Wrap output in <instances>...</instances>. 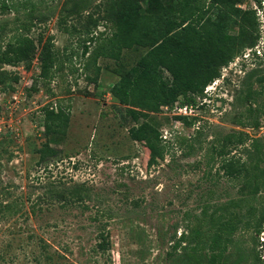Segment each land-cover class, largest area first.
Masks as SVG:
<instances>
[{"label": "rangeland", "instance_id": "rangeland-1", "mask_svg": "<svg viewBox=\"0 0 264 264\" xmlns=\"http://www.w3.org/2000/svg\"><path fill=\"white\" fill-rule=\"evenodd\" d=\"M2 1L1 51L13 35L41 37L50 39L55 63L47 79L38 77L39 49L31 62L0 63V264H209L207 245L221 224L225 253L214 264H264L256 246L264 226V94L247 98L264 75V0H240L254 29L186 121L174 118L184 116L182 98L153 115L165 152L152 166L145 145L129 137L126 108L109 93L117 62L92 61L113 33L107 17L115 0ZM15 1L18 10L4 8ZM138 56L126 51L121 62L132 66ZM47 106L68 116L64 133L44 135ZM233 134L244 143L224 140ZM45 143L56 155L40 162ZM232 158L239 164L229 175L222 165Z\"/></svg>", "mask_w": 264, "mask_h": 264}, {"label": "trees", "instance_id": "trees-1", "mask_svg": "<svg viewBox=\"0 0 264 264\" xmlns=\"http://www.w3.org/2000/svg\"><path fill=\"white\" fill-rule=\"evenodd\" d=\"M4 1L2 4H5ZM206 1L115 0L116 12L107 17L113 33L92 53L93 64L100 56L117 62L119 80L109 88V93L126 108L127 115L134 123L128 130L129 137L132 141L142 142L148 149L150 166L163 159L165 152L162 134L153 115L163 108L172 107L180 98L181 107L196 106L195 98L202 96L205 88L220 76L221 69L243 48L247 31L254 29V26H246L243 22L247 13L237 7L240 0H209L208 4ZM18 2H11L4 8L18 10ZM141 2L145 3V8ZM22 4L25 6V1ZM237 22L238 33L229 35L228 28ZM83 48L82 55L85 56L88 50L86 46ZM38 49V77L47 79L55 63L50 39L43 41L40 37L35 42L22 33L13 35L5 49H0V63L31 62ZM126 51L139 52L138 58L129 67L121 62ZM94 68L95 74L90 82L97 81L100 71L98 66ZM257 83L259 90L249 89L247 98L254 100L256 95L264 94V75L257 79ZM43 113L46 137L65 132L69 119L60 107L55 111L52 106H47ZM174 118L186 121L187 116ZM253 126H259L258 121H254ZM224 140L230 144H243L245 139L242 134H233L227 135ZM38 153L40 162L56 155L48 143ZM235 164H239V159H229L222 169L229 175L233 174ZM223 227L224 224L218 226L207 245L209 264L224 257L225 246L221 240ZM193 234H181L179 243L192 238ZM189 253L193 258L195 248L191 247Z\"/></svg>", "mask_w": 264, "mask_h": 264}, {"label": "built area", "instance_id": "built-area-1", "mask_svg": "<svg viewBox=\"0 0 264 264\" xmlns=\"http://www.w3.org/2000/svg\"><path fill=\"white\" fill-rule=\"evenodd\" d=\"M209 86H207L206 88H208ZM187 110H189V112H190L189 114L191 115V110H192L191 106H189V107L184 106V107L178 108V111L184 116H188ZM257 239H258V243H259V248L264 249V227H262L261 231L257 235Z\"/></svg>", "mask_w": 264, "mask_h": 264}]
</instances>
